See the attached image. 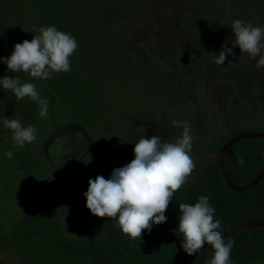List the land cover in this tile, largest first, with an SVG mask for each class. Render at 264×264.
Returning <instances> with one entry per match:
<instances>
[{
	"label": "rangeland",
	"instance_id": "374dc122",
	"mask_svg": "<svg viewBox=\"0 0 264 264\" xmlns=\"http://www.w3.org/2000/svg\"><path fill=\"white\" fill-rule=\"evenodd\" d=\"M111 2L129 13L120 21L105 22L101 12ZM235 19L264 26V0H0V57H8L16 43L30 41L42 25H55L78 44L69 57L71 70L47 80L12 73L0 63V77L16 75L49 98L48 115L40 118L36 102L28 97L17 101L11 91L0 90V121L16 118L37 129L35 142L16 148L11 131L0 123V264H87L41 248H15L8 240L23 217L44 220L49 211L64 241H103L116 226L85 207L88 180L108 178L123 166L125 151L134 159L133 143L143 135L175 142L183 127L174 126L173 120L191 126L194 177L204 145L200 137L205 136L200 135V123L191 119L190 98L181 86H186L188 72H204V66L199 62L187 69L170 62L172 67H166L157 47L189 42L194 62L201 60L203 46L210 49L205 68L219 119L222 114L227 123L237 114L245 121L227 127L244 129L240 133L263 126L264 65L257 64L258 56L232 45ZM180 21L190 26L194 38L182 35ZM222 45L233 47L235 55L218 65L215 54ZM7 151L13 152L11 158Z\"/></svg>",
	"mask_w": 264,
	"mask_h": 264
},
{
	"label": "trees",
	"instance_id": "16d2710c",
	"mask_svg": "<svg viewBox=\"0 0 264 264\" xmlns=\"http://www.w3.org/2000/svg\"><path fill=\"white\" fill-rule=\"evenodd\" d=\"M109 6V10L103 9L101 12L105 22L120 21L129 13L119 3L116 5L115 2L113 4L111 2ZM177 24L183 27V36L186 34L194 38L191 28L189 29L190 26H186L187 24L182 21ZM188 43L181 41L176 44V47H171V43L164 46L160 44L163 46L162 49L157 47L162 54L159 60L164 66H184L188 69L194 65L197 66L200 62L205 72H188L186 86L183 84L181 86L190 98H187V104L191 119H196L200 123L201 134L198 133L205 138L200 137L201 144L204 145L198 156L194 177L192 178L193 175L190 174L185 184L174 194L165 211L167 221L152 226L150 231H142L141 239L130 240L126 235L121 234L118 227H115L103 241L85 237L78 245H74L64 241L57 234L53 223V213L47 211L44 220H37L32 215L23 217L17 225L16 234L8 240L10 245L19 249L41 248L69 259L73 263L184 264L190 256L180 247L181 234L176 230L180 203L192 204L199 196H208L209 202L215 208L214 219L221 221L219 230L222 234L236 225L264 220V176L256 185L236 191L226 184L218 161L222 144L244 130L239 127L229 129L227 125H241V122L245 120H240L241 117L237 114L236 119L232 120L230 117L231 120H229L228 117L227 123V117H223L222 114L219 119V114L216 112L215 90L209 86L210 74L205 68L208 64L206 56L210 49L203 46L201 60L194 62L191 59L195 55H190L193 49L190 50ZM167 47L174 51L165 50ZM170 62L172 66L169 65ZM262 124L263 126L261 125L259 129L248 127L246 131L264 132V123ZM219 128L222 130L220 133L210 135L212 131L215 132ZM121 161L123 166L131 161L128 151L124 152ZM222 163L233 185L242 187L251 182L259 171L264 169V137L239 139L224 152ZM224 238L226 241L228 239L235 241L230 257L232 264H264V225L239 228ZM212 255L213 249L210 245L206 246L197 253L191 264H206Z\"/></svg>",
	"mask_w": 264,
	"mask_h": 264
},
{
	"label": "clouds",
	"instance_id": "9594fccd",
	"mask_svg": "<svg viewBox=\"0 0 264 264\" xmlns=\"http://www.w3.org/2000/svg\"><path fill=\"white\" fill-rule=\"evenodd\" d=\"M230 27L234 37L232 45L240 53L258 56L257 64L264 65V26L235 19ZM32 33L35 35L30 41L16 43L8 57H0V63L12 73L23 72L40 80L51 79L53 73L69 72V57L78 48L75 37L55 25H42ZM215 55V63L224 65L226 57L235 53L233 47L222 45ZM0 90L11 91L17 101L30 98L39 108V117H47L49 98L41 97L34 83L21 82L16 75L4 76L0 77ZM0 123L11 131L13 147L23 148L37 139V129L32 124L24 126L19 119L7 117ZM171 123L183 127L175 142H163L158 135L150 138L143 135L133 143L134 159L113 169L108 178L97 175L89 179L83 194L85 207L93 216L110 218L130 240L141 239L142 231H150L152 226L167 221L165 211L170 201L195 168L190 155L191 126L187 121ZM5 156L11 158L13 152L7 151ZM178 209L176 230L181 234L183 251L192 256L207 244L213 249V255L206 264H232L230 257L235 241H226L219 230L221 221L214 219L215 208L209 197L201 195L192 204L180 203Z\"/></svg>",
	"mask_w": 264,
	"mask_h": 264
},
{
	"label": "water",
	"instance_id": "95a60500",
	"mask_svg": "<svg viewBox=\"0 0 264 264\" xmlns=\"http://www.w3.org/2000/svg\"><path fill=\"white\" fill-rule=\"evenodd\" d=\"M255 136L264 137V132H244V133H240L237 136H235L234 138H232L230 141H228L226 144H224L221 147L220 151H219L218 161H219L220 169L222 171L224 180L226 181L227 185L231 189H234L236 191H241V190H244V189H248V188L256 185L259 182V180L264 176V169L259 171V173L256 175V177L251 182H248L247 184H245L242 187H237V186L232 184V182L229 180V177H228L227 173L225 172V168H224L223 163H222L223 154L230 146H232L233 143H235L239 139H242V138H245V137H255ZM263 225H264V221H261V222H258V223H249V224L236 225V226L231 227L230 229H228L222 235L225 237L229 233H231L232 231H234L236 229H239V228L257 227V226H263ZM206 246H209V245L206 244V245L202 246L201 250L203 248H205ZM201 250H199V251H201ZM196 255H197V253H194L192 256H190V258L184 264H191V262L195 259Z\"/></svg>",
	"mask_w": 264,
	"mask_h": 264
}]
</instances>
